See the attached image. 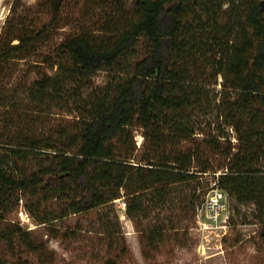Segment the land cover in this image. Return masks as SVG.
Masks as SVG:
<instances>
[{
	"label": "trees",
	"instance_id": "16d2710c",
	"mask_svg": "<svg viewBox=\"0 0 264 264\" xmlns=\"http://www.w3.org/2000/svg\"><path fill=\"white\" fill-rule=\"evenodd\" d=\"M75 1L110 11L55 38L68 0L13 2L0 33V264H52L42 234L84 215L124 256L116 201L137 224L145 202L185 208L214 189L252 206L264 250V0ZM15 62L50 71L17 77ZM98 72L109 80L87 95ZM54 109L77 117L46 125ZM20 206L42 234L5 222ZM163 220L140 231L143 253L175 239Z\"/></svg>",
	"mask_w": 264,
	"mask_h": 264
},
{
	"label": "rangeland",
	"instance_id": "374dc122",
	"mask_svg": "<svg viewBox=\"0 0 264 264\" xmlns=\"http://www.w3.org/2000/svg\"><path fill=\"white\" fill-rule=\"evenodd\" d=\"M36 1L0 0V33L13 2L18 7V11H21L28 10L27 7L33 6ZM68 1L63 10L61 28L54 32L55 38L73 30L95 28L105 20V16L110 11L101 4L99 8H95L94 3L87 4L84 8L85 5L77 4L75 0ZM13 67L17 77L26 73L27 78L29 73L28 79L33 78L38 71L47 73L50 71L46 67L39 68L34 64L22 62H15ZM26 78L22 77V80ZM108 80L107 73L98 72L90 80L87 95L89 91L102 89ZM83 94H86V91H83ZM51 113L45 116L46 125L49 126L65 123L64 121L70 122L77 117L74 112L67 109H54ZM228 131L232 134V131ZM134 136L136 148L139 149L143 141L141 129L135 128ZM181 189L184 187L174 191L177 193ZM188 191L194 193L192 187ZM216 192L222 194L218 204L212 203L211 200ZM176 193L173 195L176 196ZM125 201V198H121L114 203L118 225L127 247L124 256L115 257L114 253L107 252L106 239L94 233H87V226L98 229L94 215L72 217L63 221L61 224L68 230L65 231L67 234L65 238L60 237L56 240L46 238L41 228L22 206L6 215L5 222L17 224L25 230L41 232L49 249L54 252L55 258L52 264H113L111 262L113 260L116 261L115 264H264V250L258 238L259 225L249 215L252 206H242L235 211L234 204L220 190H210L208 194L200 196L194 206L185 208L184 205L178 207V199L172 197L168 200L171 204L167 209L164 207L160 210L154 203L145 202L146 211L137 224L125 214L126 206H122ZM162 219H165L163 223L166 230H170L168 232L170 238L176 236L175 239H167L157 246V250L146 248L147 251L143 253L140 231L148 229L150 225H159L158 221ZM2 226L0 225V228ZM76 227H80L81 230H76ZM173 231H177L176 235L172 234ZM6 257L10 264L17 263L11 260V257ZM18 264L37 263L30 258L28 260L20 258Z\"/></svg>",
	"mask_w": 264,
	"mask_h": 264
},
{
	"label": "built area",
	"instance_id": "2783aa9c",
	"mask_svg": "<svg viewBox=\"0 0 264 264\" xmlns=\"http://www.w3.org/2000/svg\"><path fill=\"white\" fill-rule=\"evenodd\" d=\"M222 197V194L220 192H216L214 193V195L211 197L212 203L214 204H218V202L220 201ZM122 206L125 207V203H122Z\"/></svg>",
	"mask_w": 264,
	"mask_h": 264
}]
</instances>
